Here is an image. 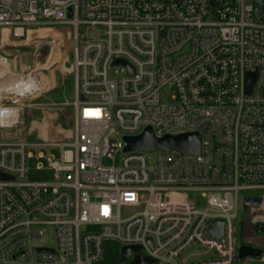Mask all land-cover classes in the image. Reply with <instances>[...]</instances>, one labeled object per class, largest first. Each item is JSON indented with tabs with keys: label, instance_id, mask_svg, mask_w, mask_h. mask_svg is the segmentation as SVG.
<instances>
[{
	"label": "built area",
	"instance_id": "2783aa9c",
	"mask_svg": "<svg viewBox=\"0 0 264 264\" xmlns=\"http://www.w3.org/2000/svg\"><path fill=\"white\" fill-rule=\"evenodd\" d=\"M62 27L73 40L74 130L32 144L17 130L40 89L6 85L38 79L2 53L32 29ZM2 62L0 264H101L105 242L140 246L149 264L237 263L240 199L262 198L244 211L264 225V195L240 197L264 190V0H0ZM146 127L197 132L199 153L124 151V137ZM45 145L60 151L47 157L53 178L29 181L30 147ZM48 229L51 244L41 242Z\"/></svg>",
	"mask_w": 264,
	"mask_h": 264
},
{
	"label": "rangeland",
	"instance_id": "374dc122",
	"mask_svg": "<svg viewBox=\"0 0 264 264\" xmlns=\"http://www.w3.org/2000/svg\"><path fill=\"white\" fill-rule=\"evenodd\" d=\"M38 30V29H36ZM35 31V30H31ZM54 31L59 32V36L52 39L54 32L46 31L50 36L44 37L41 32L38 31L39 35L44 39H37L38 35L30 34L27 40L17 41L21 43L18 46H9L7 49L3 50V55H7L8 59L13 60V57L16 56L15 69L13 72L24 73L27 71H32L35 78L38 79V83L43 84V88L35 95L32 100H27V103H36L40 104L38 109L41 110V113L46 117L45 124H47V131L45 132L44 137L38 135L39 130L36 125H33L31 117L30 108L29 112L25 113L22 117V124L18 127V132L26 139L27 142L32 144H43L46 142H56L59 140H66L70 138V131L74 126V119L72 115V101L75 96V77L74 70L72 68L73 63V40L69 36L68 29L62 27L60 29H55ZM44 32V31H43ZM35 33V32H34ZM21 39H25V36ZM5 52V53H4ZM50 54L55 55L50 58ZM58 54V55H57ZM52 65H49V61H52ZM63 60V61H62ZM61 64V65H60ZM109 77H116L120 74V68H110L107 71ZM164 100H168V96H165ZM34 109V108H32ZM57 112L61 118V126L64 130L69 132V135L63 139L57 140ZM32 116H37L36 113H33ZM59 118V119H60ZM42 119H39L38 122H42ZM30 150L33 153V157L28 158L27 160V180L29 181H39V180H51L54 175V171L48 168L47 157L58 158L60 151L57 147L54 146H39V147H30ZM43 154L42 157H36L39 153ZM104 164H110L111 161L108 159H103ZM40 168H37V166ZM191 197L194 201V204L197 208H205L208 203V199L205 197L203 191H193L190 192ZM264 195V190L256 191H242L240 192V197L244 195ZM133 210L125 208L122 210V213L127 216L132 213ZM236 233L235 240L237 246L240 245L241 239L243 236L259 237L256 228L247 220L246 212L244 211L243 204L241 199L238 202V217L236 219ZM48 239L40 240L44 243H49L53 241V232L48 229L47 231ZM250 235V236H249ZM252 238V237H251ZM186 253V252H185ZM237 260L238 264H241Z\"/></svg>",
	"mask_w": 264,
	"mask_h": 264
},
{
	"label": "water",
	"instance_id": "95a60500",
	"mask_svg": "<svg viewBox=\"0 0 264 264\" xmlns=\"http://www.w3.org/2000/svg\"><path fill=\"white\" fill-rule=\"evenodd\" d=\"M121 60H115V63H120ZM255 73L246 74V91L248 92ZM124 151H153V150H177L183 155H195L200 150V136L197 132H190L179 134L175 136L163 135L157 137L150 127H146L140 134L135 136H125ZM6 176L0 174V179ZM262 198L259 196L245 197L243 208L254 207L261 203ZM223 221L215 219L209 227L211 236L220 237ZM257 230L264 234V225H259ZM142 248L140 246H123L120 249L122 261H127L126 264H149L151 259L148 256L141 254ZM133 255L131 259L130 256ZM264 255V249L254 247L250 244H240L237 246L236 257L238 260L244 258L259 259Z\"/></svg>",
	"mask_w": 264,
	"mask_h": 264
},
{
	"label": "crops",
	"instance_id": "0c3cea01",
	"mask_svg": "<svg viewBox=\"0 0 264 264\" xmlns=\"http://www.w3.org/2000/svg\"><path fill=\"white\" fill-rule=\"evenodd\" d=\"M33 113H36L37 116L36 117L32 116ZM41 118H43L42 122H38L39 119H41ZM59 118L60 117H59V114L57 112V140L63 139L64 137L69 135V132L62 128V126H61L62 120H61V118L60 119ZM30 119L32 120L33 125H36L35 128H37L39 130L38 135L39 136L42 135V138H43L45 135V132L47 131V124L44 123L46 120L45 114L43 115L41 113V110H39V109H33L31 111V117L29 118V121H30ZM73 130H74V126H73V129L70 131L71 132L70 136L72 135ZM255 228L256 227H254V229ZM256 232H257L259 237H255L252 235L251 236L252 238L249 237L247 240H244V236H243L240 243L241 244L246 243V244H250L254 247H259V248L264 249V234L260 233L258 230H256ZM240 263L241 264H264V255H263L262 259L259 258V260L247 257V258H244L242 261H240ZM236 264H238V263H236Z\"/></svg>",
	"mask_w": 264,
	"mask_h": 264
},
{
	"label": "bare ground",
	"instance_id": "6f19581e",
	"mask_svg": "<svg viewBox=\"0 0 264 264\" xmlns=\"http://www.w3.org/2000/svg\"><path fill=\"white\" fill-rule=\"evenodd\" d=\"M41 31L42 30V32H41V34L44 36V37H47V36H50L49 34H45V33H47L46 31H52V32H54V34L52 35V39L53 38H56V37H58L60 34H59V32L57 31H54V29H52V30H50V29H38V30H35V31H29L28 32V36L30 35V34H35V35H38V37H36L38 40L39 39H41L42 37V35H39V32L38 31ZM44 31V32H43ZM35 32V33H34ZM5 53V52H4ZM58 55V54H57ZM55 55H53V54H50V58H52V57H54ZM53 59V58H52ZM54 60H52V61H49V65H52V62H53ZM63 61V60H62ZM61 65V64H60ZM0 66H3V68L4 69H6L7 68V66H6V62H2V64H0ZM5 86V85H4ZM6 87H9V88H11L12 90H14V91H22L23 89H32V88H35V87H37V89H42L43 88V84L42 83H36V81L34 80V79H32L31 78V80L30 81H28V82H23V80H21L20 82H17L16 83V81L14 80V79H9L8 80V83H7V85H6ZM3 89H5V87L3 88Z\"/></svg>",
	"mask_w": 264,
	"mask_h": 264
},
{
	"label": "trees",
	"instance_id": "16d2710c",
	"mask_svg": "<svg viewBox=\"0 0 264 264\" xmlns=\"http://www.w3.org/2000/svg\"><path fill=\"white\" fill-rule=\"evenodd\" d=\"M256 228L258 226H255ZM101 264H125L121 259L120 246L113 242L104 243V253Z\"/></svg>",
	"mask_w": 264,
	"mask_h": 264
}]
</instances>
